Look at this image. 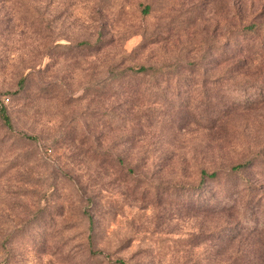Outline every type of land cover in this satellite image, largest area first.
Listing matches in <instances>:
<instances>
[{
    "label": "rangeland",
    "instance_id": "374dc122",
    "mask_svg": "<svg viewBox=\"0 0 264 264\" xmlns=\"http://www.w3.org/2000/svg\"><path fill=\"white\" fill-rule=\"evenodd\" d=\"M0 103V264H264V0H0Z\"/></svg>",
    "mask_w": 264,
    "mask_h": 264
},
{
    "label": "trees",
    "instance_id": "16d2710c",
    "mask_svg": "<svg viewBox=\"0 0 264 264\" xmlns=\"http://www.w3.org/2000/svg\"><path fill=\"white\" fill-rule=\"evenodd\" d=\"M84 44L85 43H81L80 45H84ZM154 69L155 68H153V67L141 66L138 69L131 68L130 70L134 74H141V73H148L149 71H152ZM23 82L24 81H21L19 83L20 88H22ZM0 120L5 126L12 128V121H11L10 115L8 114L7 108L3 103H0ZM241 167H244V165H238V166L234 167V169L235 170L241 169ZM202 175L203 176H209V177H215L216 173L207 174L206 172H203ZM117 262L120 264H128L122 260H118Z\"/></svg>",
    "mask_w": 264,
    "mask_h": 264
}]
</instances>
